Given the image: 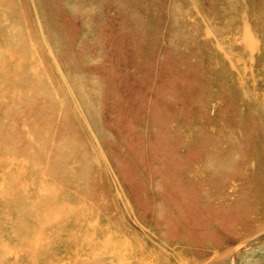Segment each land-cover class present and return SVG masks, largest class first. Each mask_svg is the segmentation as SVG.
<instances>
[{"label": "rangeland", "instance_id": "1", "mask_svg": "<svg viewBox=\"0 0 264 264\" xmlns=\"http://www.w3.org/2000/svg\"><path fill=\"white\" fill-rule=\"evenodd\" d=\"M0 264H264V0H0Z\"/></svg>", "mask_w": 264, "mask_h": 264}]
</instances>
